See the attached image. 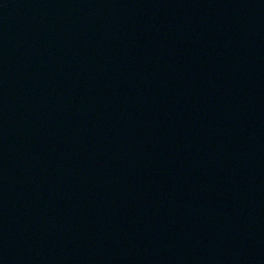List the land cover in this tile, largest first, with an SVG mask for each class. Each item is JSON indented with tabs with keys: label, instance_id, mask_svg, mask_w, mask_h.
<instances>
[{
	"label": "water",
	"instance_id": "obj_1",
	"mask_svg": "<svg viewBox=\"0 0 264 264\" xmlns=\"http://www.w3.org/2000/svg\"><path fill=\"white\" fill-rule=\"evenodd\" d=\"M264 222V0H0V264H243Z\"/></svg>",
	"mask_w": 264,
	"mask_h": 264
}]
</instances>
